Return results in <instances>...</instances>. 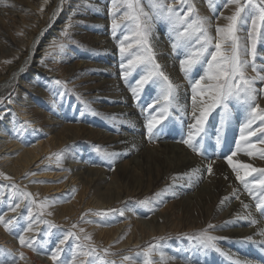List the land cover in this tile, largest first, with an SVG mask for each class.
Returning <instances> with one entry per match:
<instances>
[{"label": "rangeland", "instance_id": "1", "mask_svg": "<svg viewBox=\"0 0 264 264\" xmlns=\"http://www.w3.org/2000/svg\"><path fill=\"white\" fill-rule=\"evenodd\" d=\"M52 1L0 0V16L2 15V18L0 17V173L4 174L0 176V216L3 217L4 221H12V224L9 225L11 231H7L4 225L0 224V260L4 264H10L13 259L16 260V264H54L50 258L51 254L59 250L55 264H146V262L164 264V259L169 260L173 255L174 258L179 259L178 254L186 258L185 263L182 264H189V254L198 251L199 248L200 251H206L212 258H215L214 256L222 257L226 247V241L223 237L220 236L221 239L216 241L220 249L219 252L215 249H205L192 239L204 230L216 237L222 231V220L215 218L210 209L204 211L205 215L203 213H201L202 215L197 214L199 224L195 226H192L191 220L193 219L191 218L183 217L180 219L175 215L168 214L169 216H167V213L165 214L168 218L163 219L162 224L145 222L141 229L134 225L137 215L142 220H148L161 212V201L164 199L162 196L166 189L163 186L166 183L163 177L147 178L144 170H139L129 176L125 182L115 178L112 183H109L108 189H101L100 187L98 189L95 187L97 185L95 179L98 176L93 175L80 179L75 175L72 166L80 167L81 151H91L95 156L97 155L99 157L97 164L91 166L99 167L104 172L111 170L113 160V156L110 158L108 155L112 154L108 151L109 145L92 137V135L89 136L92 130L94 131L98 127L103 129V125L105 128L110 125L108 120L110 107L104 105L109 92L105 86L96 89L97 86H101V82L97 79L99 75L96 74L97 77H95L89 70V66L100 64L96 60V48L99 45H95L96 42L93 40L97 36L94 35L96 31H94L93 20L98 17L96 10L99 2L105 5L103 11L105 15L108 14L111 23V26L108 27L109 35L113 37L114 41L116 40L115 43L119 49L122 42L125 47L128 44L132 45L131 48L127 49L123 58L134 60L136 55L142 54L143 49L137 43L140 38L136 35L135 22L125 15L131 11L125 0H107L108 2L106 0H60L63 7L61 5L58 7L60 8L58 15L64 17V22L60 24H57L58 18L54 16V13L49 15L47 11ZM164 2L171 8L178 10L180 15H186L188 20L194 19L197 15L207 17L211 21L209 33L212 37H216L217 26H227L229 21L226 17L231 16L235 11V5L227 3V0H164ZM255 2L258 3L259 0H255ZM139 3L145 12L152 15L150 0H139ZM189 6H194L195 9L191 13L187 12ZM245 11L248 13V9ZM13 12L15 19L10 18ZM22 13L25 14V18L29 17L26 22H22L24 24L16 16ZM248 15V21L240 27L238 36L241 43H247L250 48L251 42L248 33L252 30V18L256 13L251 12ZM3 17L8 18V20L11 19L12 22L7 24L9 28H4L7 25L1 24ZM114 21L117 25L115 30L113 29ZM55 24L62 28L55 29V34H49L46 38L48 41L43 42V46L37 45L38 48L35 47L36 49L32 53L31 46L35 36L40 32L42 33L43 27L49 29ZM159 25L174 34L173 39H176L175 31L168 21L156 19L153 16L152 29ZM123 30L129 32L127 34L129 39H118ZM42 35V38H45L46 35L43 33ZM49 36L52 37L49 38ZM256 36L257 56L255 63L257 70L264 74V25H261L259 20H257ZM89 38L90 40H87ZM57 43L62 44L63 48L56 47ZM149 43L155 52V46L150 42V36ZM180 47L184 48V46ZM199 47L200 45L195 42L193 37L190 46L186 47L190 53L189 56H192ZM174 50L172 48V51ZM212 50L214 49H209V51ZM155 59L160 64L161 70L167 75L162 68L161 58L156 55V52ZM248 59L251 61L250 55ZM64 61L68 64H65ZM85 61L87 62L86 67L80 69L75 65V63H85ZM91 62L93 64L88 65ZM170 63L171 61L168 60L167 64ZM96 65L95 68H98ZM64 67L70 72L67 77H64L63 74V72L65 73V70H62ZM42 68L47 71L46 74H42ZM193 68L194 70L206 69V64L199 63ZM140 69L143 72L141 77L145 75L147 68L142 64L131 67L132 75L138 73ZM178 70L182 71L181 64H178ZM167 76L171 79V76ZM247 76L255 78L257 73L249 68ZM130 78H124V82L127 83L129 91H132L138 79ZM58 80L62 83L57 84L56 81ZM149 84L158 85L160 90L163 86L162 80L158 77L145 86ZM255 87L258 90L256 103L259 104L260 109H264L262 106L264 105V81L256 79ZM154 90L156 91V89ZM157 95L160 96L158 91ZM140 97L146 98L145 102H148L151 93L144 92L135 101V106L141 115L144 113L149 117L155 108L151 109L148 114L150 109L148 105L153 102L146 104L139 99ZM143 105L146 107L145 110ZM236 105L247 112L244 104L236 100H229L227 110L218 107L210 113L207 120L212 119L216 114H225L231 111ZM60 113H65L62 118L59 116ZM56 117L57 119H55ZM49 120L55 127L51 128L44 123V121L49 123ZM256 124L258 127L261 122L256 121ZM64 125L72 126L66 132L72 138L65 147H56L57 140H51L52 132L56 129V133H58ZM163 129L164 131H171L172 127L165 125ZM156 131L157 128L153 130L154 134ZM75 133L76 135L71 136ZM144 134L149 136L146 125L144 126ZM260 134L264 137V132H260ZM201 136L205 138L204 134ZM8 141L10 143H7ZM49 141H53L51 147ZM48 142L49 144H47ZM153 142L154 140L151 139V143ZM250 143H255L256 148L264 146L255 139ZM38 145L43 151H39L40 155L27 168L22 169L15 163V166L12 165L11 162L15 158H20L24 151H33ZM15 153L16 155H14ZM194 153L198 154L201 159L204 156L202 149L199 153L196 151ZM58 154L59 160L57 159ZM259 163L263 164L260 168H264V159L259 158ZM31 173L36 174L31 175ZM4 176L11 179H5ZM253 180L250 179V181ZM135 182L144 183L142 186L145 190L138 195H134ZM13 184L19 190L31 193L32 198L37 202L48 200L50 202L55 201V203L45 208L44 214L41 216V209L35 205H28L27 200L20 202L19 197L12 195V192L15 191L11 188ZM149 191L150 193H148ZM261 194L264 196V193ZM18 202L20 207L16 211H11L10 209ZM26 206L31 208L33 218L48 223L36 225L33 221V230L25 231L30 223ZM97 212H108L109 215L102 217L93 214ZM121 212L123 215L120 214ZM134 213L137 215L133 216L132 219ZM73 224L77 227L73 228ZM209 224L214 227L208 228ZM81 228L84 229L83 232L80 231ZM69 232L75 233L79 239L69 236L64 240ZM20 235H23L26 241L34 240V247L37 251L22 247L18 239ZM89 236L91 240L86 239ZM61 240H64V243H60ZM142 243H145L144 246H135ZM78 245L83 247L80 248ZM151 246L156 247L153 248L152 252H149L148 249ZM89 247H94L96 252L91 256L82 255L81 252L87 251ZM248 248L249 250L253 249L251 245H248ZM21 253H23V258L20 256ZM251 255L257 261H264V252L260 249L254 250ZM125 256L130 257V259L125 260ZM177 259L174 263L179 262Z\"/></svg>", "mask_w": 264, "mask_h": 264}, {"label": "bare ground", "instance_id": "2", "mask_svg": "<svg viewBox=\"0 0 264 264\" xmlns=\"http://www.w3.org/2000/svg\"><path fill=\"white\" fill-rule=\"evenodd\" d=\"M60 5L63 7L60 0H53L50 8L47 10L49 15L54 13V16L58 18L57 24L64 22V17H61L60 14L58 15L60 10L58 7H60ZM97 6L96 16L98 17L93 20L95 24L94 31H96L94 35L97 36L96 39L93 38V40L96 42L95 45H99L98 48H96V60L100 62V64H95L98 68H95V65L89 66V70L95 77H97V75L100 77V79L99 77H97V79L101 82V86H97L96 89L105 86L108 90L106 91L109 92V94L107 93L109 95L107 96L108 98H105L104 105L108 108L110 107L108 111L110 125H107L106 128L103 125V129L98 127V129L92 130L89 136L92 135V137L107 143L109 145L108 151L114 155L111 163V170L104 172L99 167L91 166L92 164H97L99 158L97 155L95 156L91 151H81L82 155L79 161L80 167L72 166V169L76 173L75 175L80 179L93 175L98 176L95 179V181H97L95 187L98 189L99 187L101 189H108V187H110L109 183H112L115 178L125 182L129 176H132L139 170H144L147 178L163 177L166 183H162L166 189L162 196L164 199L161 201V212L158 211L159 213L157 216L148 220H142L137 213H134L132 219L133 216L137 215L134 220V225L136 227L141 229V227L145 225V222L162 224L163 219L168 218L167 216L169 215L178 216L180 219L183 217L191 218L193 219L191 220L192 226H195L199 224L197 214H204L206 209H210V212L215 218L222 220L223 228L218 234V237L221 236L226 241V247L223 250L224 255L222 257L214 256L215 258H212L206 251H200L199 248L198 251L189 254V264H233L234 260H240L246 262V264H264V261H257L251 255L256 249H260L264 252V236L258 234L261 230H264V215H261V212L256 209L257 202L261 196H263L261 194L262 192L258 187H253V195H249V191L236 179V175L226 159L229 153L237 151L236 145L240 137V128L247 120V112L242 107L236 105L231 111L225 114H216L212 119L206 120L204 131L197 137L199 141L197 146L199 149L203 150L204 156L202 159L198 154L194 153L191 148L181 143L180 141L182 139L187 138L190 131L189 125L193 122L191 115L193 107L192 84L195 80L204 75L205 69L200 68L194 70L193 68L187 76L183 71L178 70V64H181L183 60L189 57L190 53L187 51L186 47H179L180 49L177 47L178 49L175 48V50L172 51V48L174 49L173 42L176 40L173 39L174 34H171L165 27L159 25L153 27V29L151 28L150 42L155 46L156 55L161 58L160 60L163 64L162 68L166 71L167 75L171 76V81L178 86L175 101L178 107H173L171 109L170 115L161 124L164 125L157 126V131L152 138L144 134V126L147 124L146 120H148L149 117L144 113H142V116L141 112L136 108V98L144 92H149L151 93V97L148 98V102H145L146 98L143 99L140 97L139 99L146 104L154 102L159 98L157 91L160 94V89L158 85H155L157 83L153 85L149 84L148 86H144L141 90V94L139 91V95L135 97L133 96V92L129 91L127 83L124 82L123 73H128L127 79L133 77L134 80H139L143 72H141L140 69L138 73L132 75L131 66L127 65L128 60L121 56L119 46L115 43L116 40L114 41L113 37L109 35L110 31L108 27L111 23L108 14L105 15L103 11L105 10V5L99 2ZM16 16L21 20V23L26 22L29 18H25L26 16L23 13ZM0 17L2 18V15ZM3 18V23L1 24L4 26V24L7 25L12 22L11 19H15L16 17L13 12V14L10 15V21L8 18ZM8 25L4 28H9ZM55 25L49 29L42 26V33L46 36L42 38L43 35L41 32L35 36L31 46L32 53L37 45L43 46L42 43L48 41L46 38L49 34H55V29L62 28ZM128 33V31L123 30L118 39L123 40L126 37L129 39V35L127 36ZM88 36L90 37V34ZM50 37L52 36H49V38ZM87 40H90V38ZM168 60L171 61L170 64H167ZM64 63L68 64L65 61ZM85 64H87L86 61L85 63H75L77 68L80 69L83 68ZM92 64L93 62L88 65ZM122 64L125 65L123 69L121 67ZM42 69V74H46L47 71L44 68ZM62 70H65L63 74L64 77H67L70 72L66 67ZM135 87L136 83L134 85V88ZM154 89H156V91ZM38 92L41 93L40 90H38ZM159 107L160 105L157 104L152 113H156ZM143 108L144 110L146 109L145 106ZM173 109L175 114L173 113ZM150 111L151 109L148 110V114ZM64 114L60 113V118H62ZM42 116L45 118L44 115ZM55 119H57V117ZM50 121L51 120L48 121L49 123L44 121V123L48 124L51 128L55 127ZM165 125L172 127L171 131H164L163 127ZM256 126L257 124L255 123L253 129H255ZM70 127L72 126L64 125L63 129H60L58 133H56V129H54L51 140H57L55 144L56 147H65L66 143L68 144L70 142L69 140L72 137L70 138L69 134H66V132L71 129ZM74 131L76 132L75 129ZM6 133L3 134L7 135ZM71 133L74 132L71 131ZM202 134L205 135V138H202ZM73 135H76V133L71 136ZM263 138L262 134L257 132L256 135L248 137L247 141H239L242 148L237 152L236 156L232 157L233 163L250 164L255 168H260L263 164L259 163V151L256 153L257 158H255L256 156L250 157L245 154L246 148L244 145L247 142L254 141V139L259 141ZM151 139L154 140L153 143H151ZM49 142L47 144H49ZM52 142H50V147L53 144ZM7 143H10V141ZM256 149H264V146ZM39 151H43L40 145L36 146L33 151H24L20 158H15L13 161L11 160V163L13 166L16 164L20 168L22 167V169H25L40 155ZM14 155H16V153ZM209 164L212 166L211 175H209L207 171ZM258 178L259 174L254 173L248 180L250 181V179ZM145 179L146 177L144 180ZM135 183L134 195H138V193H142V191L145 190L144 186H142L144 183ZM148 193H150V191ZM245 204L248 205V208L244 207ZM165 213H167V216ZM242 217L255 219L258 223L252 225L250 219H242ZM249 237H251V239H248ZM144 244H137L135 246H144ZM248 245H251L253 249L249 250ZM174 257L173 255L169 260L164 259V264L185 263L186 258L181 254L177 255L179 259ZM175 259H177V261L179 260V262L174 263Z\"/></svg>", "mask_w": 264, "mask_h": 264}, {"label": "snow or ice", "instance_id": "3", "mask_svg": "<svg viewBox=\"0 0 264 264\" xmlns=\"http://www.w3.org/2000/svg\"><path fill=\"white\" fill-rule=\"evenodd\" d=\"M125 2L131 10L125 13V15L135 22L137 29L136 35L140 38L137 43H139L143 49L142 54L136 55L134 60H128L127 65L134 67L137 64H142L147 68L146 74L136 81V87L132 89L133 96H137L139 91L150 81H153L154 78L158 77L163 82L159 98L148 105L150 109L155 108L157 104L160 105L155 114H149V119L147 120L146 128L150 138L154 135L153 130L168 118L171 109L173 107H178L175 103L178 86L161 70L160 64L155 59V52L149 43L153 16L156 19L168 21L174 29L176 35V40L173 42L174 49L180 46H190L193 37L195 38V42L200 45L192 56L187 57L181 62V69L186 76L192 71L196 64H206L204 75L195 80L192 84L193 107L191 115L193 122L189 125L190 131L187 138L182 139L180 142L199 153L200 149L197 146L199 143L197 137L204 131V125L208 116L218 107H223L227 110L229 100H236L244 104L247 108V120L240 128L239 141H247L248 137L256 135L257 132H264V109H260L259 104L256 103L258 99V90L255 87L256 79L264 81V74H261L257 70L255 63L257 56V20L260 21L261 25H264V0H259L258 3L255 2V0H243V3L242 0H227V3L235 5V11L231 16L226 17L229 21L227 26L216 27V37H212L209 33L211 21L207 17H200L197 15L194 19L188 20L186 15H180L178 10L166 5L164 0H150L152 15L144 11L139 0H125ZM246 9H248V13H256L254 18H252V30L248 33V38L251 42L250 48L247 43L242 44L238 36L240 27L247 23L249 18L248 13L245 11ZM194 10V6H189L187 12L191 13ZM116 27L117 25L114 21L113 29L115 30ZM125 39H127V37ZM55 46L63 48V45L59 43ZM131 47V44L125 47L122 42L120 46L121 56L123 57L127 49ZM210 48L214 50L209 51ZM249 55L252 58L251 61L248 59ZM121 67L123 69L125 65L122 64ZM249 68L257 73L255 78H249L247 76ZM127 75V72L123 73L125 79ZM56 83L60 84L62 82L58 80ZM256 121H260L261 125L253 129V125ZM239 141L236 145L237 151L232 152L231 155L226 157L227 162L235 173L236 179L249 191V195H253V187H258L261 192L264 193V168H255L250 164L244 163H233L232 157L236 156L237 152L242 148ZM259 143L264 144V139H260ZM244 147L246 148L245 154L248 156L255 157L257 151H259V158L264 159V149L257 150L255 143L247 142ZM108 155L111 158L114 154ZM57 159H60L59 154L57 155ZM207 171L209 175L212 174L211 164L208 165ZM254 173H258L259 178L249 181L248 178L253 176ZM35 174L36 173H31V175ZM3 175V173H0V176ZM4 178L11 179L7 176H4ZM11 188L15 189L12 195L19 197L20 202L27 200L28 205H35L37 208L41 209V216L44 214L43 210L45 208L55 203V201L50 202L48 200L37 202L32 198L31 193L19 190L14 184L11 185ZM19 207L20 203L18 202L10 210L16 211ZM244 207L248 208V205L245 204ZM256 209L261 212V215H264V196H261L257 202ZM26 210L30 223L25 231L33 230V221L36 225L39 223H48L47 221H40L33 218L30 207L26 206ZM48 214L51 215V213ZM93 214L102 217L109 215L108 212H97ZM120 214L123 215V212ZM242 219L250 218L242 217ZM250 223L255 225L258 221L250 219ZM0 224H3L7 231H11L9 228V225L12 224L11 220L4 221L3 217L0 216ZM72 227L76 228L77 225L73 224ZM213 227L214 226L211 224L208 225V228ZM80 231L83 232L84 229L81 228ZM258 234L264 236V230H261ZM69 236L79 239V237L75 236V233L69 232L64 237V240ZM18 239L22 247H28L33 251H37L34 247V240L26 241L23 235H20ZM86 239L91 240V237H86ZM192 239L196 240L205 249H215L217 252L220 251L216 241L221 238L209 234L207 230L198 233L196 236L192 237ZM248 239H251V237ZM64 240H61L60 243H64ZM78 247L82 248L83 246L78 245ZM155 247L156 246H151L148 251L152 252ZM95 252L96 249L94 247H89L87 251H82L81 254L91 256ZM58 255L59 250L51 254L50 258L53 260L54 264ZM20 256L23 258V253H21ZM161 258L163 259L162 254ZM124 259L128 260L130 257L125 256ZM0 264H4V262L0 260ZM10 264H16V260L13 259ZM146 264H150V262H146ZM233 264H246V262L234 260Z\"/></svg>", "mask_w": 264, "mask_h": 264}]
</instances>
